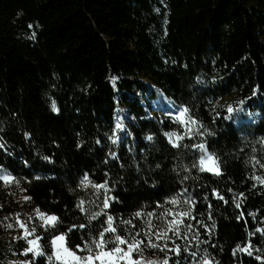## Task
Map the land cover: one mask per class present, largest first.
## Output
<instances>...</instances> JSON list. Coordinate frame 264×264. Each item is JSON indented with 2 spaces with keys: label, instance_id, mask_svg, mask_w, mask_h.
Here are the masks:
<instances>
[{
  "label": "trees",
  "instance_id": "16d2710c",
  "mask_svg": "<svg viewBox=\"0 0 264 264\" xmlns=\"http://www.w3.org/2000/svg\"><path fill=\"white\" fill-rule=\"evenodd\" d=\"M144 78L158 85L149 98L187 108L203 135L140 101ZM165 132L183 138L173 147ZM262 138L264 0H0V168L13 177L0 180V264L36 236L45 255L30 264H57L52 235L74 250L108 215L144 241L145 264H264ZM200 143L220 175L199 170ZM188 208V239L151 236L179 255L147 246L148 221L158 231L172 219L161 213ZM37 209L59 218L55 228ZM17 220L36 232L25 238Z\"/></svg>",
  "mask_w": 264,
  "mask_h": 264
},
{
  "label": "snow or ice",
  "instance_id": "6c2138e0",
  "mask_svg": "<svg viewBox=\"0 0 264 264\" xmlns=\"http://www.w3.org/2000/svg\"><path fill=\"white\" fill-rule=\"evenodd\" d=\"M29 27H31V25H29ZM253 94L255 95V90L253 91ZM238 103L242 105L244 101H239ZM52 110L57 111L55 101L52 102ZM227 111L231 113L234 111V109L231 105H229ZM188 112L189 110L187 108H181L175 117V119L185 128L184 135H203V133L199 131H194L193 126L198 125L199 122L191 116H188ZM115 128H123V123L119 119L116 122ZM205 131L207 132L208 130L205 129ZM212 134L213 133L208 132V135ZM164 135L170 138L169 143H171L173 147H176L177 144L171 139V137H175L177 141L183 138L176 132H165ZM110 139H112L113 143L116 142L115 133L113 134V137H110ZM146 139L152 140L153 138L152 136H148L146 137ZM260 143L264 144V138L261 139ZM0 147H2V145H0ZM192 147L197 148L201 152V155L198 160V166L200 171L213 172L216 175L221 174L217 158L214 156V154L207 151L204 143L193 144ZM44 159L48 158L44 157ZM257 163H259V161H257ZM193 167H197V164H193ZM261 167H264V164H261ZM12 179L13 177H11L10 174L0 175V180H4L5 182H10ZM253 179H255L261 184H264V179L259 176L253 177ZM81 183H90L87 175L84 176ZM94 187L100 189L105 188V185L97 184L94 185ZM105 190L107 189L105 188ZM25 199L29 198L25 197ZM220 199H223V197H220ZM168 202L175 205L178 201L175 197H173ZM187 203L191 204L192 201L189 200L187 201ZM108 206L109 201L108 198H106L104 201V208H108ZM237 207H239V205H237ZM81 211H84V209L81 208ZM36 213L39 219L42 221L41 227L55 228L56 224L59 222V218L55 215H47L43 212H40L39 209L36 210ZM191 213V208H188L185 211H179L175 213H173L171 210H167L161 213V216H171L172 219L168 220L163 227L159 228L158 231H153L156 226L153 225L151 221H148V232L145 233V239H147L148 241L147 246L153 249L158 248L160 251H165V249H167L168 251L174 252L176 255H179L181 252V248L179 245H175L173 248L169 249L167 244L160 245L154 243L151 239V236L154 235L157 240L167 241L171 239L169 235V233H171L172 236H175L177 239H188L187 235L181 232L180 226L184 224L183 218L189 217ZM99 215L100 213L95 214V216ZM135 215L139 217L141 213L138 211L135 213ZM147 215L152 216L153 214L149 212ZM105 223L107 226L104 227L103 230L98 233L97 238L91 239L88 242H84L83 245L77 244L74 250L68 247L65 233H61L59 235H52L50 240L51 255L47 256L48 261L52 262L54 260L55 262H57V264H145V261L139 258V256L137 255L142 253L141 246L144 244V241L137 239L136 236H130L128 238L121 236L118 233L117 228L113 224V217L110 215L107 216V220ZM124 223L130 224L131 221H124ZM17 224L20 228L24 229L25 238L33 235L36 232V228H32L31 230H29L27 229L26 225L20 220H17ZM7 227L12 228L13 226L9 224L7 225ZM79 227L83 228L85 226L80 225ZM185 227L191 228L192 225H185ZM107 234H111V238L106 239L105 237ZM43 239H47V236L43 237ZM41 240L42 237L40 236H36L35 239H28L27 243L30 247L25 249V252L21 254L31 252L33 256H44L45 253L42 250ZM109 245H111V247H109ZM237 247H239V245ZM183 250L187 251V248ZM241 250L243 251V249ZM192 255L195 256V253H192ZM257 259L260 258L257 257ZM23 264H28V262L25 261L23 262ZM146 264H157V262L147 261ZM160 264H169L167 255L165 256V259L160 262ZM202 264H209V261L207 259H204Z\"/></svg>",
  "mask_w": 264,
  "mask_h": 264
},
{
  "label": "rangeland",
  "instance_id": "374dc122",
  "mask_svg": "<svg viewBox=\"0 0 264 264\" xmlns=\"http://www.w3.org/2000/svg\"><path fill=\"white\" fill-rule=\"evenodd\" d=\"M142 84H144V89L140 92H137L136 93V97L138 99H140V101L144 102V101H149L150 105L152 106L153 109H156L158 111H164L168 114H170L174 120L175 117H176V114L178 113V111L182 108L174 103H172L171 101L170 102H167L166 101V105L164 107L160 106L158 104V101L156 99H151V97L149 98L148 94L150 92L151 89H156L158 88V85H156L155 83H153L151 80L147 79V78H144L142 79ZM149 98V99H148ZM174 111V112H173ZM176 122L178 124H180L177 120ZM181 125V124H180ZM171 138H175V137H171ZM208 172V171H207ZM213 173V172H211ZM4 174H7L5 171L1 170L0 169V175H4ZM22 235L25 236V233L23 232ZM28 239H35L34 237H29ZM27 239V240H28ZM30 246L28 245L27 243V248H29ZM25 250L22 252L24 253ZM30 257H36V256H33V254L31 252H27L25 254H21L20 256L14 254L13 256H11L10 258H8L4 264H23V262L27 261L28 264H30Z\"/></svg>",
  "mask_w": 264,
  "mask_h": 264
},
{
  "label": "flooded vegetation",
  "instance_id": "af4514ba",
  "mask_svg": "<svg viewBox=\"0 0 264 264\" xmlns=\"http://www.w3.org/2000/svg\"><path fill=\"white\" fill-rule=\"evenodd\" d=\"M0 169H1V168H0ZM1 170H3V169H1ZM3 171H5V170H3ZM5 172H6L7 174H9L7 171H5ZM11 177H12V176H11ZM1 181L5 182L4 180H1ZM25 249H26V248H25ZM25 249H24V250H25ZM24 250H23V251H24ZM23 251H22V252H23ZM22 252H21V253H22ZM20 255H21V254H20ZM20 255H19V256H20Z\"/></svg>",
  "mask_w": 264,
  "mask_h": 264
},
{
  "label": "water",
  "instance_id": "95a60500",
  "mask_svg": "<svg viewBox=\"0 0 264 264\" xmlns=\"http://www.w3.org/2000/svg\"><path fill=\"white\" fill-rule=\"evenodd\" d=\"M174 112V111H173Z\"/></svg>",
  "mask_w": 264,
  "mask_h": 264
}]
</instances>
